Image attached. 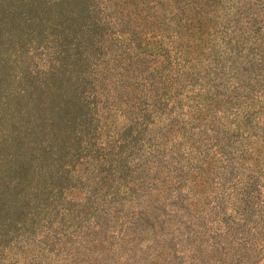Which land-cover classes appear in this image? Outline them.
I'll use <instances>...</instances> for the list:
<instances>
[{
    "label": "rangeland",
    "instance_id": "obj_1",
    "mask_svg": "<svg viewBox=\"0 0 264 264\" xmlns=\"http://www.w3.org/2000/svg\"><path fill=\"white\" fill-rule=\"evenodd\" d=\"M0 264H264V0H0Z\"/></svg>",
    "mask_w": 264,
    "mask_h": 264
}]
</instances>
